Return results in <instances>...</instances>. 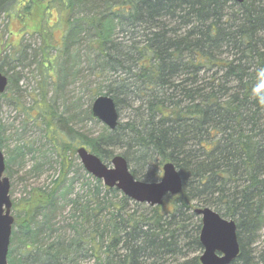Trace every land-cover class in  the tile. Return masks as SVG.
Returning <instances> with one entry per match:
<instances>
[{"label":"trees","instance_id":"obj_1","mask_svg":"<svg viewBox=\"0 0 264 264\" xmlns=\"http://www.w3.org/2000/svg\"><path fill=\"white\" fill-rule=\"evenodd\" d=\"M0 13L22 28L0 52L8 80L0 104L12 95L27 121L43 125L60 165L49 190L12 204L21 208L11 234L20 251L9 247L8 264H201L196 207L235 221L239 253L230 264H264V247L256 248L264 228V0H0ZM54 16L64 23L59 40ZM25 71L37 89L28 106ZM78 82L85 115L78 98L66 102L65 117L55 97ZM99 95L131 110V120L97 135L68 127L94 119ZM123 145L136 180L153 181L171 162L181 192L157 206L134 202L81 164L76 188L78 147L109 163ZM24 148L5 160L6 176Z\"/></svg>","mask_w":264,"mask_h":264},{"label":"rangeland","instance_id":"obj_2","mask_svg":"<svg viewBox=\"0 0 264 264\" xmlns=\"http://www.w3.org/2000/svg\"><path fill=\"white\" fill-rule=\"evenodd\" d=\"M39 18V17H37ZM42 19V17H41ZM44 20L42 19V22ZM53 27L52 36L54 40H59L62 31L64 29V23L57 16H54L50 21ZM20 22L14 18H8L4 14L0 13V52H8V49H5V45L8 42L17 41L15 37L16 33L22 31L20 29ZM26 30H31V27H26ZM27 37V36H25ZM28 38V37H27ZM24 78L19 83L20 86V97L28 106L30 104V98L36 92V83L29 72L23 74ZM80 82L76 84L75 87H67L64 89L65 93L63 98L58 99L55 97V107L58 113H62L63 116H68V111L65 110L66 102H71L76 99H80V107L78 112H82L85 115V111L88 106V94L84 91V88L79 86ZM35 88V90H34ZM51 89V88H50ZM50 95L53 96L54 92L50 91ZM12 95L8 96V99H5L0 104V136L2 138V152L4 154L5 160L11 155H13L12 150L17 145H25L26 154L21 160V158H15L14 161L8 164L10 170V175L7 176L10 181V200L12 204H20L22 201L29 198V194L32 190H49L52 186V181L55 180L59 174L60 165L58 163V157L56 152H54L52 147V141L46 137V131L43 129V125H34L33 123L27 121L25 116L17 110L11 104ZM119 111V123L120 125L125 124L127 121L131 120V110L125 107H120ZM68 127L78 133L97 135L101 132L103 127H106L101 121L94 118L93 120L82 118L79 121H73L68 123ZM107 128V127H106ZM108 129V128H107ZM61 141H65V136L61 134L59 136ZM31 148L27 150L26 148ZM125 150L124 145L116 148V154L121 153ZM21 162V163H20ZM109 165L108 162H105ZM78 164H80L79 158L75 153L73 158H71V168L70 175L74 170L80 174L79 180L76 183V188L84 181V178L81 176V170L79 169ZM129 170H133L134 165L130 163ZM35 165H38L34 168ZM138 170V169H137ZM143 171V170H142ZM158 176L153 181H158L161 177V168L157 171ZM136 174V173H135ZM78 177V176H77ZM141 181H150L144 177H140L136 174ZM20 207H16V210L11 207V215L14 217L17 213L21 214ZM22 215V214H21ZM17 230V228H14ZM21 232H18L17 235H20ZM13 241L10 243V247L13 249V254L17 255L19 249H17L18 241L14 236ZM264 247V228L261 230L259 235V240L256 245L257 249H263ZM91 264V263H88Z\"/></svg>","mask_w":264,"mask_h":264},{"label":"water","instance_id":"obj_3","mask_svg":"<svg viewBox=\"0 0 264 264\" xmlns=\"http://www.w3.org/2000/svg\"><path fill=\"white\" fill-rule=\"evenodd\" d=\"M7 81V77L0 72V98L6 90ZM91 113L109 130H114L119 123L117 107L109 95L96 96L91 104ZM76 154L88 174L101 180L104 186L118 189L134 202L149 206L161 205L167 196L179 194L182 190V178L171 162L162 164L161 177L158 181L149 182L136 180L129 170L126 159L120 154L114 155L109 165L84 146L78 147ZM4 172L5 158L0 148V264H8L7 255L14 223V217L10 213L12 207L10 181ZM194 213L201 219L200 263L230 264L234 261L239 253L235 221L222 217L209 207H196Z\"/></svg>","mask_w":264,"mask_h":264}]
</instances>
